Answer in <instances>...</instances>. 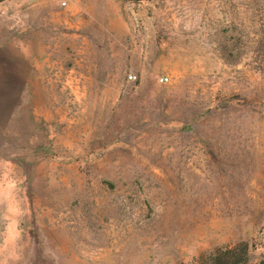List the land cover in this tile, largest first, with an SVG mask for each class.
Segmentation results:
<instances>
[{"label": "rangeland", "instance_id": "374dc122", "mask_svg": "<svg viewBox=\"0 0 264 264\" xmlns=\"http://www.w3.org/2000/svg\"><path fill=\"white\" fill-rule=\"evenodd\" d=\"M63 1H0V264L264 261V0Z\"/></svg>", "mask_w": 264, "mask_h": 264}, {"label": "trees", "instance_id": "16d2710c", "mask_svg": "<svg viewBox=\"0 0 264 264\" xmlns=\"http://www.w3.org/2000/svg\"><path fill=\"white\" fill-rule=\"evenodd\" d=\"M249 250L246 242H240L204 253L194 264H249ZM259 264H264V261Z\"/></svg>", "mask_w": 264, "mask_h": 264}, {"label": "built area", "instance_id": "2783aa9c", "mask_svg": "<svg viewBox=\"0 0 264 264\" xmlns=\"http://www.w3.org/2000/svg\"><path fill=\"white\" fill-rule=\"evenodd\" d=\"M52 1L58 3L60 6H65V1H63V0H52ZM129 78H132V76H129ZM167 80H168L167 77H161L159 79V82L165 83V82H167Z\"/></svg>", "mask_w": 264, "mask_h": 264}]
</instances>
